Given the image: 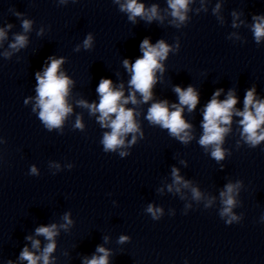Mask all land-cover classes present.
<instances>
[{
  "label": "clouds",
  "instance_id": "1",
  "mask_svg": "<svg viewBox=\"0 0 264 264\" xmlns=\"http://www.w3.org/2000/svg\"><path fill=\"white\" fill-rule=\"evenodd\" d=\"M118 2V0H117ZM188 0H169V6L171 7L172 15L178 18L180 21H184V11L187 10ZM122 11L130 13L129 19L134 20L136 16H143L145 8L143 4L137 3V0H127L126 4L121 5ZM183 10V11H182ZM19 15V14H18ZM157 15V9L155 6L151 8V15L148 17L149 21ZM258 22L254 24V34L256 41L259 42L264 37V17H257ZM11 27V25H9ZM23 28L27 31L30 28V21H23ZM5 32L0 30V39L4 38ZM26 38L24 36H17L16 43L12 47L17 45L23 46ZM92 37L89 35L84 41V47L88 48L91 45ZM140 50L143 56L137 58L135 62L129 67V61L124 60L125 68H128L132 73L130 84L136 91L140 92L145 102L151 98V87L154 83V70L160 68L161 65L158 60L164 59L169 51V47L163 40L157 42L156 45H152L149 39L145 38L140 44ZM51 61L49 66L44 70L43 75L36 74L37 80V93H38V106L40 108L39 118L45 126L51 130L52 128H59L62 124V120L68 112L71 111L66 106L65 97L68 92V85L70 81L62 73L58 75V69L63 63V59H55L49 57ZM100 94V102L98 105L90 106L92 111H99V120L102 126H109L111 133H105L103 138V145L105 151L115 150L118 146L124 144V140L121 138L124 134L137 131V126L133 121V111L131 109H125L120 103L123 97V92L120 90L112 89V81L110 79H101L98 88L96 89ZM176 93L179 95V101L181 105H187L191 111L196 107L198 103V95L189 86L186 90H182L180 87L175 88ZM255 89L247 91L244 100V111L237 112L236 115L243 117L240 121L243 126V133L246 135L247 142L253 147L264 141V131H258L261 126L264 125V101L257 102L254 100ZM219 91L214 94V98L207 104L204 111L203 129L204 134L199 140V143L203 146L213 145V151L211 155L217 161L224 158V152L220 147L223 141L224 134L228 131L227 128L221 127V125H227L231 123L232 109L237 103L236 98L230 93L228 98L223 102H218L215 96H219ZM129 99L132 103H136L135 95L132 94ZM129 102L128 99L123 101L124 104ZM176 110L169 112L167 102L153 103L148 111L147 119L155 124L161 125L166 128L170 133L178 137L182 141H187L190 136L186 129L191 126L185 122L182 118V108L173 106ZM254 109V111H253ZM115 114V119H110L111 115ZM110 123L105 125L106 121ZM77 126H80L79 120ZM183 133V135H181ZM125 155V153H121ZM32 172L35 173L36 169L33 167ZM173 175L176 177V181H180V177L177 175L176 170H173ZM233 191V186H227V193L221 195L227 196L224 201L227 207L224 208L221 215H230L231 207L234 205V200L230 193ZM193 194L196 198H199V193L193 190ZM159 209L153 210L151 206L148 208V212L152 213L153 217H157ZM65 221L71 224L72 221L66 214L64 216ZM237 219L234 215L227 223H231L232 220ZM37 235H43L50 241L44 248L42 256H34L29 252L27 248L21 253V259L27 260L29 264H37L39 259H43V264H49V254L55 248V242L53 237L56 233V225L41 226L36 229ZM29 239H31L29 237ZM126 237H121L123 241ZM33 247H39V241L33 242ZM97 251L103 255L99 257L93 256L91 260H87L86 264H108L109 253L103 248L98 247Z\"/></svg>",
  "mask_w": 264,
  "mask_h": 264
}]
</instances>
